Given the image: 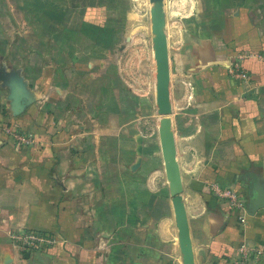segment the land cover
<instances>
[{"label":"crops","instance_id":"0c3cea01","mask_svg":"<svg viewBox=\"0 0 264 264\" xmlns=\"http://www.w3.org/2000/svg\"><path fill=\"white\" fill-rule=\"evenodd\" d=\"M153 7L0 0V264H185ZM163 9L194 264H264V0ZM215 186L244 199L245 221ZM31 232L49 242L25 250Z\"/></svg>","mask_w":264,"mask_h":264},{"label":"water","instance_id":"95a60500","mask_svg":"<svg viewBox=\"0 0 264 264\" xmlns=\"http://www.w3.org/2000/svg\"><path fill=\"white\" fill-rule=\"evenodd\" d=\"M164 0H150L154 6L151 10L154 56L157 65V104L158 114L163 117L161 121L160 140L166 172L170 181L171 195L176 213L180 242L184 254L185 264H194V253L190 238V231L186 208L182 201L184 191L181 170L177 161V148L175 137L172 133V114L170 95V59L168 39L164 32L165 14Z\"/></svg>","mask_w":264,"mask_h":264},{"label":"built area","instance_id":"2783aa9c","mask_svg":"<svg viewBox=\"0 0 264 264\" xmlns=\"http://www.w3.org/2000/svg\"><path fill=\"white\" fill-rule=\"evenodd\" d=\"M214 191L220 200H226L231 210L239 211V217L241 221H245L247 217L246 203L232 189H222L219 186L214 187ZM17 239L21 241L23 248L27 251H33L37 249L38 244L42 241L49 242L45 238L36 233H24L17 236Z\"/></svg>","mask_w":264,"mask_h":264},{"label":"rangeland","instance_id":"374dc122","mask_svg":"<svg viewBox=\"0 0 264 264\" xmlns=\"http://www.w3.org/2000/svg\"><path fill=\"white\" fill-rule=\"evenodd\" d=\"M145 15H146V12H145ZM148 16V15H147ZM148 18V17H147ZM145 26H147V30L149 31V36H150V39H149V50L151 51V55H152V52L154 51V47H153V42H152V39H153V37H154V35L153 34H151V23L149 22V20L147 19L146 21H145ZM155 124H153V126H154ZM158 155V154H157Z\"/></svg>","mask_w":264,"mask_h":264}]
</instances>
